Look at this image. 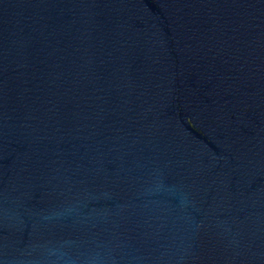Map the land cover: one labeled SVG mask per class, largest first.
I'll return each instance as SVG.
<instances>
[{
	"label": "water",
	"instance_id": "water-1",
	"mask_svg": "<svg viewBox=\"0 0 264 264\" xmlns=\"http://www.w3.org/2000/svg\"><path fill=\"white\" fill-rule=\"evenodd\" d=\"M0 264H264V0H0Z\"/></svg>",
	"mask_w": 264,
	"mask_h": 264
}]
</instances>
